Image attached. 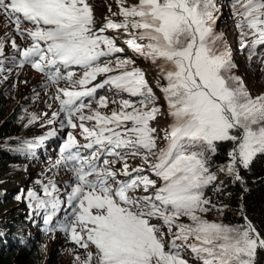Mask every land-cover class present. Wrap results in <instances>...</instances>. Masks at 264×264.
Instances as JSON below:
<instances>
[{
  "label": "snow or ice",
  "instance_id": "6c2138e0",
  "mask_svg": "<svg viewBox=\"0 0 264 264\" xmlns=\"http://www.w3.org/2000/svg\"><path fill=\"white\" fill-rule=\"evenodd\" d=\"M116 4L119 12L112 15L122 19L106 17L97 28L89 0H0V12L16 34L31 41L20 47L12 40L19 55L13 62L43 74V87L56 86L51 98L59 109L47 123L79 128L85 141L68 131L53 166L71 173L65 182L70 191L61 193L49 180L40 186L43 196L27 191L29 206L45 210V224L62 197L71 206L60 229L85 249L83 259L75 257L77 264H261L264 235L244 215L243 204L242 224L204 218L212 209L223 215L227 207L213 203L206 191L211 187L216 194L224 187L212 171L220 145L230 142L231 148L218 171L242 185L240 168L249 169L264 155V93L253 96L234 73L237 65L224 33L216 31V0ZM230 7L240 49L251 60L264 46V0H231ZM24 22L31 27L22 29ZM120 29L128 49L157 70L156 86L170 118L163 129L153 126L164 112L145 72L134 59L119 55L124 49L106 35ZM100 76L104 79L93 83ZM61 81L67 87H60ZM103 89L118 105L110 112L101 111L109 104ZM39 119L30 114L25 127ZM54 135L52 129L20 141L17 150L32 155ZM136 158L141 164L133 167L129 160Z\"/></svg>",
  "mask_w": 264,
  "mask_h": 264
},
{
  "label": "trees",
  "instance_id": "16d2710c",
  "mask_svg": "<svg viewBox=\"0 0 264 264\" xmlns=\"http://www.w3.org/2000/svg\"><path fill=\"white\" fill-rule=\"evenodd\" d=\"M12 40L20 46L18 37L11 32L10 22L5 19L4 25L0 24V41L3 42L6 52L4 55L0 54V62H2L0 63V79H3L0 83V264H35L37 244L41 237L32 233L26 223L35 221L38 226L43 216L39 209L29 206L27 191L34 189L40 195L41 184H47L49 180H52L48 168L51 165L52 152L44 149L43 143L35 149L32 155L17 150L20 141H32L43 137L49 129L42 128L41 120L25 127L29 115L38 114L35 110L36 105H30L25 99L24 102L18 104L8 102L11 92L6 93V88L3 87L7 85V81L18 78L28 80L34 77L33 72L28 68L20 67L19 69H23V72L14 71L9 64L18 55L12 47ZM34 78L39 80L42 76L38 74ZM103 79L104 76H100L93 83H99ZM23 97L25 98V95ZM112 97H109V100ZM30 107L33 110L23 116L21 109ZM47 140L44 142H51L49 137ZM230 148V142L220 145L219 152L213 157L212 171H215L217 166L228 162L227 152ZM17 162H22L26 169L20 171ZM240 173L243 177V185L238 181L233 182L231 177L226 176L215 182L216 184L224 182L221 191L213 194L210 187L206 190L207 195L218 206L227 205L228 209H225L222 215V219L227 224L244 223L243 216L240 214L241 204H243L244 215H247L261 235H264V155L258 156L249 169L240 168ZM245 188L248 191L245 192ZM19 193L24 195V201L20 199L16 204H23L27 211L31 208L30 217L35 214L34 217L26 218L25 221L23 219L25 214L22 210L14 207V211L9 214V207H6ZM261 264H264V260Z\"/></svg>",
  "mask_w": 264,
  "mask_h": 264
},
{
  "label": "rangeland",
  "instance_id": "374dc122",
  "mask_svg": "<svg viewBox=\"0 0 264 264\" xmlns=\"http://www.w3.org/2000/svg\"><path fill=\"white\" fill-rule=\"evenodd\" d=\"M89 2L93 6L94 14L96 17V27L99 28L104 22L105 18L112 19L116 22H119L122 18L119 15L113 16L112 13H118L119 8L116 4V0H89ZM137 0H126L125 6L131 5L136 3ZM217 5L220 9V11L217 13L219 16V19L217 20L216 24V31L217 32H223L225 41L229 47V49L232 52L234 62L237 65V67L234 69V73L236 75H239L242 80L246 83V86L250 90L251 94L253 96L258 95L260 93H264V46H260L257 48V54L254 56L251 60H249V54L247 50H241L240 49V37L239 33L235 27L236 25V18L232 14V9L230 7L231 0H216ZM109 7L111 8V11H109ZM31 27V25L28 22H25L22 24V29H26ZM106 35L116 38L118 46L122 47L124 49V52L119 54L122 57L126 56L129 58H132L135 60V66L141 68L145 72L146 79L149 83V85L153 88L155 94L157 97H159L157 101V105L161 108L162 112H164V115H161L158 117V119L153 123L154 127L158 128H165L170 118L167 116V105L163 98L162 93L159 91V89L156 86V77H157V70L156 68L151 64L150 61L144 60L142 57H137L130 49H128L127 45L124 43V40L128 38V36L125 34L123 29L120 30H110L106 33ZM22 39L21 47H28L31 43V41L27 38L25 35ZM5 48V47H4ZM3 55L6 54L5 51L2 53ZM19 60V58H18ZM17 60V62H18ZM12 68H16L14 65H11ZM32 70V68L30 67ZM73 71L77 72L76 78H79V72L80 70L78 68L72 69ZM19 72H23L21 69ZM3 79H0V83H2ZM44 79L41 81L35 80L34 77H31L27 80V78H18V79H10L7 81V85H3L6 89V93L11 92V98L9 99V103H15L17 102H24V99L26 101L33 100L35 98V92L38 91V89L41 90L40 94L37 96L35 103L40 104V106L37 107L38 115L40 117L39 120L42 119L43 128L45 129L48 126L56 125L58 127V133L63 138H66V133L68 131H73L74 134L77 136V139L81 144H83L85 141L82 137L79 135V128L73 130V129H64L61 130L59 120L54 121L53 123L49 124L47 121L52 117V113L55 111H58L59 104L55 99H52L51 97H54L56 93V86H48L47 88L43 87ZM62 83H65L63 81L60 82V87H63ZM161 83H164V81L161 80ZM25 95V98L23 97ZM30 96H33L30 98ZM111 93L110 96L111 97ZM52 99V103L49 104V99ZM124 98H128L126 94H124ZM113 97L109 100L108 107L106 109H101L102 112H110L112 109L117 108V104H113L112 101ZM133 100L137 98H131ZM32 103V102H31ZM50 105V107H49ZM93 108H96V105H92ZM33 108L28 109H21L22 115L26 116L28 115L29 111H32ZM87 112V110H85ZM62 118V117H61ZM38 120V121H39ZM37 121V122H38ZM90 126V125H89ZM62 139L58 142V154H59V147L62 142ZM161 146H163V143L161 142ZM48 147V146H47ZM44 149L48 150V148ZM129 163L135 167L136 165L141 164V160L139 158L129 160ZM17 165L20 167V171L25 170L24 165L22 162H17ZM119 168L120 165H117ZM56 170V171H55ZM61 170H57L55 167H50L51 175L54 176L55 173L60 172ZM215 172H217V181L222 180L226 177V175L223 172L218 171V166L215 169ZM216 181V182H217ZM20 187V185H19ZM22 197L24 201V195L18 194ZM17 195V196H18ZM16 196V197H17ZM20 200H17L16 198L12 203H10L9 207V214L14 211V207L17 209H20L24 212L25 216L23 217L24 221L26 218H31V208L29 211L24 209L23 204L17 205L16 203H19ZM15 209V210H17ZM228 209L227 207L224 208ZM205 219L210 221H220L224 224H227L223 219L220 212H218L216 209H212L210 212L205 214ZM182 223H188L187 218H182ZM28 229L32 231V233L36 234L35 227L30 223H26ZM235 225V224H233ZM166 231V229H165ZM79 255L81 259L84 258V254H77L75 252H72L66 248H63L61 246H58L56 244L51 243V239H43L37 244L36 254H35V264H77L75 257ZM186 255H190V253H186Z\"/></svg>",
  "mask_w": 264,
  "mask_h": 264
},
{
  "label": "clouds",
  "instance_id": "9594fccd",
  "mask_svg": "<svg viewBox=\"0 0 264 264\" xmlns=\"http://www.w3.org/2000/svg\"><path fill=\"white\" fill-rule=\"evenodd\" d=\"M40 195L43 196V193L41 191H40ZM39 211H40V214L43 216V219L39 223V225L36 226L35 221H30L31 224L36 229V235L41 237L39 242L42 241L43 239H51L52 244H56V245L64 248V245L62 242L64 241L65 237L63 235L62 230L54 225L53 219L48 224H45L44 217L46 215V212L44 209H39ZM34 216H35V214L31 217H34Z\"/></svg>",
  "mask_w": 264,
  "mask_h": 264
},
{
  "label": "bare ground",
  "instance_id": "6f19581e",
  "mask_svg": "<svg viewBox=\"0 0 264 264\" xmlns=\"http://www.w3.org/2000/svg\"><path fill=\"white\" fill-rule=\"evenodd\" d=\"M33 134H34V132H33ZM48 141V140H47ZM45 144H47V145H45ZM43 146L45 147V148H48V152H50L51 150H52V148H53V145H52V142H43ZM48 146V147H47ZM56 171V170H55Z\"/></svg>",
  "mask_w": 264,
  "mask_h": 264
}]
</instances>
